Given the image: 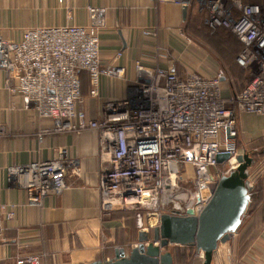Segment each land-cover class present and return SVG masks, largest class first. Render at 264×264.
Segmentation results:
<instances>
[{
	"label": "built area",
	"instance_id": "obj_1",
	"mask_svg": "<svg viewBox=\"0 0 264 264\" xmlns=\"http://www.w3.org/2000/svg\"><path fill=\"white\" fill-rule=\"evenodd\" d=\"M154 1L187 6L194 0ZM200 5L210 34L225 29L240 42L234 61L250 73L248 82L228 98L222 95L223 68L206 77L179 75L172 62L148 69L136 60L134 78L128 79L124 66L101 63L98 33L91 26H37L24 30L16 43L0 38V70L11 90L26 107L52 119L55 131L98 132L102 209L133 212L137 229L148 233L162 214L185 216L191 209L197 216L213 184L237 166L233 158L244 152L237 143L236 112L264 117V0H202ZM121 55L119 50L115 58ZM81 72L88 74L89 96L98 95L102 76L128 83L121 97L104 104L98 119L89 118L83 108ZM222 154L229 159L219 163ZM76 165L62 149L51 159L9 171L29 202L40 204L66 186ZM188 167L193 169L189 185L182 178ZM12 210L0 202V240L3 219ZM16 263L40 264V259L29 255Z\"/></svg>",
	"mask_w": 264,
	"mask_h": 264
},
{
	"label": "crops",
	"instance_id": "obj_2",
	"mask_svg": "<svg viewBox=\"0 0 264 264\" xmlns=\"http://www.w3.org/2000/svg\"><path fill=\"white\" fill-rule=\"evenodd\" d=\"M201 2L194 0L184 14V5L169 1L0 0V38L16 43L24 30L37 26H91L98 33L101 63L124 66L128 79L134 78L136 60L148 69L172 62L179 75L206 77L223 68L222 95L228 98L248 82L250 73L235 64L241 44L232 32H208ZM89 6L95 8L93 14ZM144 30L154 34L145 35ZM119 50L122 55L115 58ZM80 76L83 108L92 119L102 115L107 101L121 97L128 84L102 76L98 95L89 96L88 74ZM236 120L240 134L264 135V117L236 112ZM54 125L22 103L0 70V202L13 209V215L3 219L0 264H17L29 255L38 256L40 264H86L112 258L120 249L128 252L137 244L133 212L102 209L98 132H61ZM62 149L77 160L76 172L67 175L60 192L44 196L40 204L30 203L10 167L51 159ZM259 169L257 211L228 241L219 243L211 264H264V170ZM249 182L251 191L255 182ZM167 250L174 264L189 263L187 246L173 244Z\"/></svg>",
	"mask_w": 264,
	"mask_h": 264
},
{
	"label": "water",
	"instance_id": "obj_3",
	"mask_svg": "<svg viewBox=\"0 0 264 264\" xmlns=\"http://www.w3.org/2000/svg\"><path fill=\"white\" fill-rule=\"evenodd\" d=\"M187 7L184 5L183 13ZM229 159L228 154L217 157L219 163ZM237 166L213 184V193L200 213L191 209L185 216L162 214L151 233L139 230L137 244L128 252L120 249L108 259H94L86 264H174L169 245H193L203 253L202 264H211L219 243L228 241L242 223L250 200L251 189L248 168L252 157L238 153L233 158Z\"/></svg>",
	"mask_w": 264,
	"mask_h": 264
},
{
	"label": "rangeland",
	"instance_id": "obj_4",
	"mask_svg": "<svg viewBox=\"0 0 264 264\" xmlns=\"http://www.w3.org/2000/svg\"><path fill=\"white\" fill-rule=\"evenodd\" d=\"M227 1V0H226ZM238 128V124H237ZM238 147L243 150L244 153H247L249 156H252L255 161L258 163L259 167L264 170V135L260 138H254V136L247 132V133H239L237 137ZM193 175V169L188 167L186 172L182 174V178L186 184H191ZM257 211V205L255 203L248 205L246 212L242 218V226L245 222L247 224V218L249 214L255 213ZM245 224V225H246ZM240 228V227H239ZM190 250V249H189ZM203 262V253L200 256L199 253L194 251H189V263L188 264H202Z\"/></svg>",
	"mask_w": 264,
	"mask_h": 264
},
{
	"label": "trees",
	"instance_id": "obj_5",
	"mask_svg": "<svg viewBox=\"0 0 264 264\" xmlns=\"http://www.w3.org/2000/svg\"><path fill=\"white\" fill-rule=\"evenodd\" d=\"M252 157V156H251ZM252 165L248 168V178L250 181L255 182V185L253 189L250 191V200L248 205L253 204L256 202V200L259 198L260 195V188H259V182H260V169L258 163L255 161V159L252 157ZM191 251L196 250L195 246L188 245L187 246Z\"/></svg>",
	"mask_w": 264,
	"mask_h": 264
}]
</instances>
